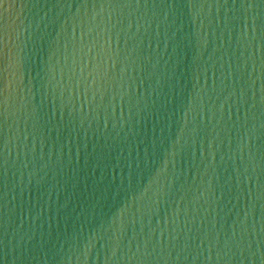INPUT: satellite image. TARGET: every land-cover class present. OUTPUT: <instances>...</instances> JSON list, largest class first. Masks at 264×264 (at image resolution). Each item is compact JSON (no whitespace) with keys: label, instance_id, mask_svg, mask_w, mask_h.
Masks as SVG:
<instances>
[{"label":"water","instance_id":"1","mask_svg":"<svg viewBox=\"0 0 264 264\" xmlns=\"http://www.w3.org/2000/svg\"><path fill=\"white\" fill-rule=\"evenodd\" d=\"M0 264H264V0H0Z\"/></svg>","mask_w":264,"mask_h":264}]
</instances>
